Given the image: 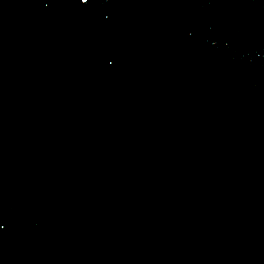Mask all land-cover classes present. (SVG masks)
Segmentation results:
<instances>
[{"label":"water","instance_id":"95a60500","mask_svg":"<svg viewBox=\"0 0 264 264\" xmlns=\"http://www.w3.org/2000/svg\"><path fill=\"white\" fill-rule=\"evenodd\" d=\"M0 264H264V0H0Z\"/></svg>","mask_w":264,"mask_h":264}]
</instances>
